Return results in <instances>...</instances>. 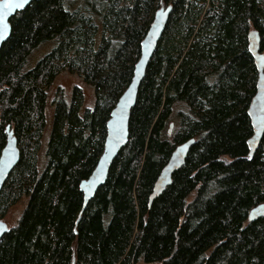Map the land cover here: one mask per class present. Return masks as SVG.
<instances>
[{
  "label": "trees",
  "instance_id": "16d2710c",
  "mask_svg": "<svg viewBox=\"0 0 264 264\" xmlns=\"http://www.w3.org/2000/svg\"><path fill=\"white\" fill-rule=\"evenodd\" d=\"M171 6L105 184L76 221L81 181L103 151L106 123L129 85L155 12ZM0 49V153L6 127L20 159L0 191V220L22 198L0 240V264H264V135L248 158L247 115L257 71L247 34L264 53V0H34L10 21ZM52 49L34 68L33 53ZM63 72L91 87L67 103L48 92ZM173 129L168 134L169 125ZM194 139L184 165L148 207L172 151ZM189 198L191 201H188Z\"/></svg>",
  "mask_w": 264,
  "mask_h": 264
},
{
  "label": "water",
  "instance_id": "95a60500",
  "mask_svg": "<svg viewBox=\"0 0 264 264\" xmlns=\"http://www.w3.org/2000/svg\"><path fill=\"white\" fill-rule=\"evenodd\" d=\"M33 1L34 0H29V3L23 8L13 9L8 14L7 23L9 28L6 37L0 39V49L10 37V19L15 16L17 12L26 9ZM0 3H3V0H0ZM171 10V6L165 8L161 5V7L155 12L154 18L140 43V56L134 65L131 81L119 97L115 107L110 112L109 119L106 123V135L102 154L88 179L81 181L79 184V190L82 193L83 198L82 207L75 227L88 203L93 199L98 189L105 184L111 166L128 141L131 110L136 104L139 87L145 77L148 64L156 50L157 44L165 30ZM247 43L248 52L253 59L257 71L255 94L251 98L247 109V115L252 128V136L247 141L249 158L258 150L264 135V53L259 50L260 37L257 30H250L248 32ZM172 129L173 125L170 124L168 134L171 133ZM6 133V143L0 153V191L20 159L17 140L13 136L9 127H6ZM194 143L195 140L190 139L178 145L172 151L153 184L148 198V207H150L152 202L171 184L173 174L184 165L188 152ZM261 217H264V203L255 206L249 212L248 220L252 222ZM8 231L9 228L6 223L0 220V240Z\"/></svg>",
  "mask_w": 264,
  "mask_h": 264
},
{
  "label": "rangeland",
  "instance_id": "374dc122",
  "mask_svg": "<svg viewBox=\"0 0 264 264\" xmlns=\"http://www.w3.org/2000/svg\"><path fill=\"white\" fill-rule=\"evenodd\" d=\"M52 46L53 45L51 43H47L41 46L39 49H37L29 60L28 68L29 69L34 68L36 64L43 57H45L48 53H50ZM76 87L82 90L84 108L92 109L95 105V98L92 88L84 84L77 75L70 74L68 72H63L60 76L57 77L55 84L48 92L49 103L46 107V112H45L47 119V127L46 130L43 132L42 148L38 154V164L40 166V169H42L43 166L42 160L44 157V150L46 148V144L49 136L50 123L53 114V106L51 102L57 97H59V95L61 94L62 98L67 103H70L72 99L73 90ZM191 199L189 198L188 201H191ZM26 204H27V199L22 198L18 203H16L7 211L5 216H3L2 221L6 223L8 228H13L16 225L19 217L21 216L22 212L26 207ZM139 264H143V263H139Z\"/></svg>",
  "mask_w": 264,
  "mask_h": 264
},
{
  "label": "snow or ice",
  "instance_id": "6c2138e0",
  "mask_svg": "<svg viewBox=\"0 0 264 264\" xmlns=\"http://www.w3.org/2000/svg\"><path fill=\"white\" fill-rule=\"evenodd\" d=\"M27 3H29V0H3V3H0V39L5 38L8 32V14L13 9L23 8Z\"/></svg>",
  "mask_w": 264,
  "mask_h": 264
},
{
  "label": "flooded vegetation",
  "instance_id": "af4514ba",
  "mask_svg": "<svg viewBox=\"0 0 264 264\" xmlns=\"http://www.w3.org/2000/svg\"><path fill=\"white\" fill-rule=\"evenodd\" d=\"M2 220V219H1ZM10 229V228H9Z\"/></svg>",
  "mask_w": 264,
  "mask_h": 264
}]
</instances>
